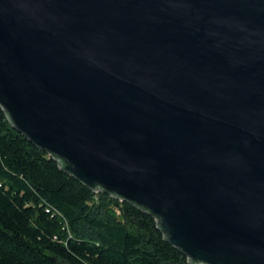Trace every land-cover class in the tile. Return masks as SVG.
I'll return each instance as SVG.
<instances>
[{"label": "water", "instance_id": "water-1", "mask_svg": "<svg viewBox=\"0 0 264 264\" xmlns=\"http://www.w3.org/2000/svg\"><path fill=\"white\" fill-rule=\"evenodd\" d=\"M0 106L189 264H264V0H0Z\"/></svg>", "mask_w": 264, "mask_h": 264}, {"label": "trees", "instance_id": "trees-1", "mask_svg": "<svg viewBox=\"0 0 264 264\" xmlns=\"http://www.w3.org/2000/svg\"><path fill=\"white\" fill-rule=\"evenodd\" d=\"M0 264L189 263L153 215L61 169L0 106Z\"/></svg>", "mask_w": 264, "mask_h": 264}]
</instances>
